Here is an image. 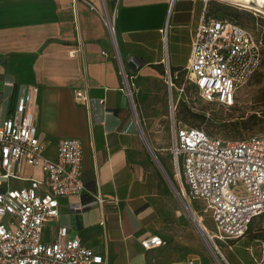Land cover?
Instances as JSON below:
<instances>
[{
  "label": "crops",
  "instance_id": "1",
  "mask_svg": "<svg viewBox=\"0 0 264 264\" xmlns=\"http://www.w3.org/2000/svg\"><path fill=\"white\" fill-rule=\"evenodd\" d=\"M208 4L0 0L2 116L28 90L38 88L34 120L39 139L51 153L59 140L82 143L84 191L58 199L59 217L45 226V240L66 227L69 236L100 254L104 264H212L213 255L195 223L184 220L179 210L167 222L160 216L159 198L174 187L158 178L159 166L151 154L161 155L154 129L160 121L158 97L167 88L164 65L172 71L187 68ZM104 12L114 17L113 37ZM121 67L134 77L143 138L120 91ZM78 92L85 102H78ZM181 205L189 217L191 212L201 218L188 201ZM155 236L165 244L144 249L141 242Z\"/></svg>",
  "mask_w": 264,
  "mask_h": 264
},
{
  "label": "built area",
  "instance_id": "2",
  "mask_svg": "<svg viewBox=\"0 0 264 264\" xmlns=\"http://www.w3.org/2000/svg\"><path fill=\"white\" fill-rule=\"evenodd\" d=\"M102 16L113 37L114 17L105 12ZM260 64V46L249 30L204 14L187 68L172 71L167 62L164 65L165 84L170 93H177L175 101L170 96L171 111L187 85L206 103L234 106L236 92ZM120 74V91L132 104L134 77L123 67ZM38 93V88L28 90L5 117L0 108V264H104L100 254L77 236H69L66 227H59L53 240L43 238L47 223L59 217L58 199L79 196L84 184L82 143L59 140L51 153L39 139L34 120ZM76 95L78 102L86 101L83 92ZM170 154L181 185L180 198L204 202L214 229L199 230L221 255L216 242L231 249V242L242 238L255 218L264 216V137L222 139L173 121ZM164 244L157 236L141 242L144 249Z\"/></svg>",
  "mask_w": 264,
  "mask_h": 264
},
{
  "label": "rangeland",
  "instance_id": "3",
  "mask_svg": "<svg viewBox=\"0 0 264 264\" xmlns=\"http://www.w3.org/2000/svg\"><path fill=\"white\" fill-rule=\"evenodd\" d=\"M208 5L210 16L233 21L252 33L260 46L261 64L253 77L236 92L234 106L230 108L204 102L197 92L188 85L185 94L180 97L174 113L170 108V96L175 101L176 91L173 90L170 93L169 89L165 87L160 98L158 97L160 108L157 111L160 113V121L154 129V133L158 138V152L161 155L159 154V157L156 155V158L174 187V190L166 189V194L159 198L162 201L158 203V211L166 222L175 218V212L179 210L184 216V220L189 219L191 224L195 225L193 217H189L181 205L186 200L182 198V201L179 198V194L182 192L181 185L170 154L173 121L177 126L200 128L208 135L222 139L243 140L251 137H264V12L257 13L253 9L225 0L209 2ZM137 94V91L134 90L133 101ZM131 110L143 134L144 123L135 101L131 104ZM156 170L158 178L166 182L157 166ZM186 190H188L187 187ZM187 201L196 213L203 217L205 227L208 230H213L211 213L204 212V202L192 198ZM195 226L197 227V225ZM204 239L208 250L210 248L214 253V246L208 239L205 237ZM231 243L230 249L227 244L216 242L221 255L215 252L214 256L220 264H264V216L254 220L243 238ZM212 264L218 263L212 259Z\"/></svg>",
  "mask_w": 264,
  "mask_h": 264
},
{
  "label": "bare ground",
  "instance_id": "4",
  "mask_svg": "<svg viewBox=\"0 0 264 264\" xmlns=\"http://www.w3.org/2000/svg\"><path fill=\"white\" fill-rule=\"evenodd\" d=\"M228 2H233L236 4H240L241 6L245 7V8H250L253 9L255 12L257 13H261L264 12V0H225ZM253 6V7H252ZM194 213V212H193ZM191 217H193V221L194 223L201 229L203 230H208L205 225L203 224V221L201 220V218H197L195 215H193L190 212Z\"/></svg>",
  "mask_w": 264,
  "mask_h": 264
},
{
  "label": "water",
  "instance_id": "5",
  "mask_svg": "<svg viewBox=\"0 0 264 264\" xmlns=\"http://www.w3.org/2000/svg\"><path fill=\"white\" fill-rule=\"evenodd\" d=\"M140 136L143 138V134H142L141 131H140ZM151 154H152V156H153L155 162H157V164H158V166H159V168H160V171H161L162 175L164 176L165 180H167V181L169 182V184L172 186V183L170 182L168 176L166 175V173H164V171L162 170V167H160V165H159V163H158V160H157L155 154H154L152 151H151ZM209 250H210L211 254L214 256L213 251H212L210 248H209ZM214 259L216 260V262H217L218 264H220L219 261H218V259H217L215 256H214Z\"/></svg>",
  "mask_w": 264,
  "mask_h": 264
},
{
  "label": "trees",
  "instance_id": "6",
  "mask_svg": "<svg viewBox=\"0 0 264 264\" xmlns=\"http://www.w3.org/2000/svg\"><path fill=\"white\" fill-rule=\"evenodd\" d=\"M212 2H214V1H212ZM208 15L210 16L209 11H208ZM260 217H261V216H260ZM258 218H259V217H258ZM255 219H257V218H255ZM255 219H254V220H255ZM254 220L251 222V224L254 222ZM251 224H250V225H251ZM250 225H249V226H250ZM248 228H249V227H248ZM247 231H248V229H247L246 232L244 233L243 237L245 236V234L247 233ZM243 237H242V238H243ZM240 239H241V238H240Z\"/></svg>",
  "mask_w": 264,
  "mask_h": 264
}]
</instances>
